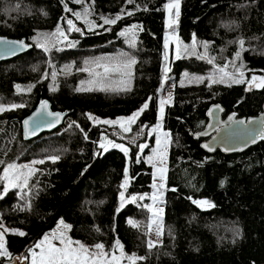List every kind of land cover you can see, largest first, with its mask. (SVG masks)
Here are the masks:
<instances>
[{
	"label": "trees",
	"instance_id": "1",
	"mask_svg": "<svg viewBox=\"0 0 264 264\" xmlns=\"http://www.w3.org/2000/svg\"><path fill=\"white\" fill-rule=\"evenodd\" d=\"M167 2L0 0V36L24 39L32 45L25 55L0 63V105H25L0 113V161H45L38 165L39 171L26 191L9 190L0 198V225L26 233L5 236L10 257L0 259V264L15 256H28L29 249L60 219L71 225L72 239L88 246L103 243L111 250L119 240L126 254L144 257L136 264H264V141L243 154L224 156L219 151L206 154L200 148L203 140L192 137L203 131L206 111L214 104L224 109L225 116L259 115L264 88L252 87L245 92V84L215 83L209 87L206 79L203 83H175L172 103L166 106L162 119L170 136L164 234L160 245L147 246L145 209L139 205V197L150 192L153 172L141 157L139 162L137 159L139 145L154 141L148 130L157 122L158 91L164 78ZM65 5L72 11H66ZM85 7L91 13L89 19L103 27L89 30L76 22L81 32L72 33L69 42L73 46L63 53L53 49L45 52L36 46L37 39H44L38 33H54L58 25L63 28L66 19L75 21L73 13H83ZM121 14L115 25H105L101 19ZM133 25L139 26L134 47L128 43L129 37L120 35ZM174 28L185 45L193 43V36L198 46L207 42V55L215 57L218 65L240 51L245 77L264 76V0H181ZM240 39L245 42L243 51L236 43ZM118 51L136 60L128 91L77 92L75 86L82 73L62 75L61 70L73 64V59ZM207 67L194 56L180 57L169 64V72L177 82L184 71L206 74ZM53 71L61 72L55 81L51 79ZM45 72L47 79L42 78ZM44 99L53 111L67 112V117L57 130L25 142L21 123ZM146 102L148 108L129 133L93 125L88 119V114L100 119L126 117ZM104 137L124 143L129 148L128 158L116 149H100L98 144ZM50 156L60 159L53 163ZM3 167L0 164V173ZM125 168L129 183L123 189ZM121 191L126 198L135 196L137 200L124 201L121 207ZM193 200H206L215 206L201 208ZM129 220L138 227H132Z\"/></svg>",
	"mask_w": 264,
	"mask_h": 264
},
{
	"label": "snow or ice",
	"instance_id": "2",
	"mask_svg": "<svg viewBox=\"0 0 264 264\" xmlns=\"http://www.w3.org/2000/svg\"><path fill=\"white\" fill-rule=\"evenodd\" d=\"M75 3H82L83 0H73ZM129 4H134L135 0H126ZM180 2L181 0H168V3L164 5V8L168 10L169 18L166 21V27L173 28V25L178 22V18L180 15ZM137 9H139V5H137ZM66 11H72L65 5ZM173 10H174V16H173ZM124 10L122 9V14ZM121 15H117L115 18H109L102 16L101 19L103 20V24L105 25H115L118 20L122 18ZM132 12H127V15H132ZM73 15L76 16L77 19L83 20V22L88 26L89 30H91L93 27H103V25H95L92 20L89 19V16L91 15L89 9L85 7L83 13L81 12H74ZM68 24V31H76L81 32V29L79 27H76L72 20H67ZM139 26L133 25L131 29L125 30L120 33L121 36L130 37L132 41V46L134 47V37H135V29H137ZM37 36H43L44 39L36 40V46L42 48L45 52H48L51 50V48L55 47L56 42L59 41V39L62 37L64 40H67V35L64 32V30L58 25L57 29L54 33L50 34H40L38 33ZM52 37L56 38L55 40L52 39ZM20 48L28 47L24 44L23 41L18 42ZM231 43V42H230ZM236 43L239 44L241 51L244 49V40L240 39ZM69 46H73L72 44H69ZM169 46L168 40H165L164 47L167 50ZM202 47L204 48V54L199 55L198 58L205 59L207 58V62L209 64H214L215 57H208L207 56V49L209 48V44L207 42L203 43ZM196 49V40L195 36H193V44L191 46L184 45L181 41H179L177 37V43H176V58L179 59L182 54H187L189 52L195 53ZM165 60H167V52L165 53ZM241 58V52L238 51L235 54V58L232 60L227 61L222 66L216 65V71L208 76L207 78L202 76L193 77L192 79L196 80L197 82L203 83L205 79L208 80V86L211 87L212 84L215 83H225L230 81L231 83L235 84H241V83H247L249 85L248 90H251L252 87L256 88H264V76L256 77L252 76L251 79L246 80L244 69V64L240 63L237 64V61ZM86 64L89 62H85ZM95 65V68H83L81 71L89 72L91 76L94 77L92 81H89L90 84L93 85H99L100 91L108 90L105 87L106 82L110 81L111 78L114 75L120 76L122 79L120 83L124 84L125 87H123L120 90L128 91L130 90L129 87H127V84L131 78V68L132 65L136 63V60L127 54H121L120 57H108V58H100L98 60H95L92 62ZM231 67V71H229V68ZM68 68V66H65V69H62L61 71H65ZM96 69H102V71H97ZM165 73H167L168 68L165 67L164 69ZM48 73L45 72L43 79L48 78ZM187 75V74H186ZM57 76V73L53 71L51 73L52 80L55 81ZM127 78V79H123ZM83 83V82H82ZM231 83L229 86H231ZM31 87H34V85L30 86L27 90L30 91ZM19 89V86H17ZM94 90L92 87L88 88H78L77 91H92ZM171 102V96H169L167 99H161L160 100V107H159V113L161 120L164 117L165 112V105ZM23 104H13L10 106L9 109H6L4 106L0 105V112H3L5 110H11L19 107H24ZM148 103L146 102L138 111L134 112L132 115L128 116L127 118L121 117L116 120H100L97 117L92 116L91 114H88V119L93 120L94 123L97 124H105V125H118L119 128L123 133H129L131 132V125L135 124L137 119L140 117V115L148 108ZM48 105L47 102L41 103V110L38 111L35 116L36 117H42L43 115L54 117L55 119L49 122L46 126L47 127H54L56 123H58L61 119L60 113H52V112H45L44 110L47 109ZM233 117H229V121H232ZM238 124L243 125L245 121L241 120L237 122ZM249 124L253 123V121H249ZM75 124V122H73ZM25 125V136L28 135H35L37 131L40 130L41 124L37 120H26L24 121ZM31 125V126H30ZM261 130L259 132H256L255 135L251 136V143H255L257 138L264 140V121H261ZM72 125H70L71 127ZM76 127H79V125H76ZM160 125L157 124L156 128L153 129V131H157L159 129ZM83 131V130H82ZM168 133H165V144H164V152L160 151L161 148V140L158 137L157 138V148L153 149V156H149L147 158V161L152 164V167L155 169V172L153 173V180L154 183L152 187L159 192L160 189L164 188V184L161 183L157 185L155 183L157 179L156 173H159V179L161 181L165 180V174L167 172L166 167H158L156 163H154V158L156 156L159 157V163L163 164L165 160V153L167 148V143L170 141L167 140ZM201 135H207V133H201ZM251 135V133H249ZM85 139H87V134L85 133ZM134 142V139H133ZM99 148L102 149L104 152H107L109 148H117L120 151H122L125 156L128 155L129 148L126 147L123 144L115 143L112 140L107 139V137L102 138V140L99 142ZM146 144L139 145V148L141 152H143V149L146 148ZM205 148H208L209 151H212L213 149L205 144ZM49 160H51L53 163L57 162L60 157L59 156H50L48 157ZM137 162H139V157L137 159ZM45 161L43 159L41 160H33L31 162L32 165L37 164H43ZM0 164H3V172L0 174V184L3 185L2 193H0V198H2L3 194H6L10 188H17V189H27L29 188V181L32 176L36 174L38 169L31 167L30 165L23 164L18 165L15 162L7 163L5 164L4 161H0ZM129 183V176H128V169L125 168L124 171V183L121 185V188L126 189ZM223 183V182H222ZM121 198V207H123L125 193L124 191H121L120 193ZM139 199H144L143 196L139 197ZM137 200V197L133 196L131 197V202H135ZM152 200L156 202L159 200L158 195H153ZM197 206H207V207H214V204H211L209 201L206 200H193L192 201ZM145 207L148 208L150 212H152L151 222L148 225L149 230L152 229V226L155 225L156 227V235L158 237L157 241L149 240L147 242V246L149 249H152L153 247L157 246L159 243V237L163 233L162 229V214H163V208H154L152 205H145ZM119 211V209H117ZM129 223L132 225V227H138L137 223L129 220ZM0 227H3L0 225ZM71 229V225L66 224L63 220L60 221V224L58 226V229L56 231H53L50 234H46L43 239H41L38 243L35 244L34 248L29 249L30 254V264H122L123 261L127 260L129 264H136L138 260H143L144 257H137L135 254L127 255L124 252L123 245L120 243L119 240H116L113 244L112 250H106L103 243H97L91 247L86 246L85 244L81 243L80 241H73L71 237L67 235V231ZM99 229H97L98 231ZM5 231H14L16 230H8L5 229ZM16 234L20 236L26 235V233L22 231L16 232ZM36 249H39V251H36ZM116 250H119V254H116ZM0 257H10V253L8 252L6 246H5V240H4V233L0 232ZM19 259V258H18ZM23 259L27 260L29 259V256L23 257Z\"/></svg>",
	"mask_w": 264,
	"mask_h": 264
},
{
	"label": "rangeland",
	"instance_id": "3",
	"mask_svg": "<svg viewBox=\"0 0 264 264\" xmlns=\"http://www.w3.org/2000/svg\"><path fill=\"white\" fill-rule=\"evenodd\" d=\"M168 3V2H167ZM173 16H174V10H173ZM168 18H169V13H168V10H166L165 9V28H166V32H165V36H164V43H165V40L167 39L168 40V43H169V46H168V49L166 50L165 49V51H164V56H163V59H164V61H165V67H167L168 68V71H167V73H165V71H164V78H163V81H162V83H161V86H160V89H159V91H158V113H157V122H156V124L155 125H153V126H151L150 128H149V132H148V134H149V137H152L153 136V138H154V141L152 142V143H145L146 145H147V147L146 148H144L143 149V152H141V150H140V148H139V152H138V157H141L142 158V160L148 165V166H150L151 167V169H152V172L154 173L155 172V169L152 167V164H150L148 161H147V158L149 157V156H153L154 155V153H153V149H155V148H157V138L159 137L160 138V140H161V148H160V151L161 152H164L165 151V149H164V144H165V136H164V134L165 133H168L167 131H165L164 129H163V127H162V120H161V118H160V113H159V107H160V100L161 99H167L169 96H171V102L170 103H168V104H166L165 105V108H166V106H169L171 103H172V92H173V89H174V86H175V83L177 84V85H184V84H186V82L187 83H199V82H197L196 80H194V79H192L193 77H197V76H202V77H205V78H207L208 76H210V75H212L215 71H216V65H218L216 62H214V64H209L208 62H207V58H205V59H200V58H198L199 57V55H201V54H204V48L202 47V46H198L197 44H196V49H195V53H192V52H189V53H187V54H182L181 55V57H192V56H194V57H196L197 59H199V60H202V61H204L207 65H208V67H207V73L206 74H199V75H197V74H188L186 71H184L180 76H179V78H178V81L176 82L175 81V77L173 76V75H171L170 74V69H169V64L172 62V61H174V60H176L177 58H176V43H177V35H176V31H175V26H176V24H174L173 25V28H168V27H166V21L168 20ZM75 21V24H76V22L77 23H80V24H85L84 22H83V20H80V19H74ZM86 25V24H85ZM76 27H79L80 28V26L79 25H75ZM68 24H67V22H64V26H63V30H64V32L66 33V35H67V40H64L62 37L59 39L60 41H58V42H56V45H58V47H56V49L53 47V48H51V50L53 49V50H57V52H60L61 51V53H63L64 52V50H66V49H68V46H69V44H71V42H69L70 41V37L72 36V33L74 32V33H77L76 31H71V32H69L68 31ZM52 39H56V38H54V37H52ZM180 41V40H179ZM132 41H131V39H130V37H129V39H128V43H131ZM63 44H65V45H63ZM184 44V43H183ZM193 44V43H192ZM192 44H190L189 46H191ZM60 45V46H59ZM185 45V44H184ZM40 48V47H39ZM65 48V49H64ZM165 48V47H164ZM40 49H42V48H40ZM43 50V49H42ZM167 52V60H165V53ZM55 54L56 55V53L53 51L52 52V54ZM121 54H125V51H118V52H116L115 54H113V55H106V56H100V57H98V58H90V57H87V58H85V59H79V57L78 58H76V59H73V64H68V68L65 70V71H61V72H63L62 73V75H68V73H70V72H75V74H78V73H82L81 74V77H80V79H79V81L77 82V84H76V86H75V90L77 91V89L78 88H88V87H92L94 90H92V91H100V90H98L99 89V85H93V84H90L89 83V81H92L93 79H94V77L93 76H91L90 74H89V72H86V71H81V69H83V68H86V67H88V68H95V65L92 63L93 61H95V60H98V59H100V58H108V57H113V58H115V57H120L121 56ZM60 55V54H59ZM128 56H130L129 54H127ZM57 56V55H56ZM208 56V55H207ZM131 57V56H130ZM209 57V56H208ZM235 58V56L233 57V59ZM78 60H80L79 62H78ZM77 61V62H76ZM89 62V63H85V62ZM224 63H226V61L224 62ZM223 63V64H224ZM240 63H242L241 62V58H240V60H238L237 61V64H240ZM222 64V65H223ZM222 65H220V66H222ZM64 69H65V67H64ZM165 69V68H164ZM97 71H102V69H96ZM229 71H231V67L229 68ZM244 71V70H243ZM61 72H56L57 74H59V73H61ZM78 72V73H77ZM245 72V71H244ZM131 73H132V68H131ZM187 74V75H186ZM131 78H132V74H131ZM131 78H130V80H129V82H128V84H127V87H129V88H131ZM51 79H52V77H51ZM121 77L120 76H118V75H114L112 78H111V80L110 81H108V82H106V84H105V87L108 89V90H105V91H112V90H120V89H122L123 87H125V85L124 84H122V83H120V81H121ZM123 79H127V78H123ZM207 80V79H206ZM246 80H248V78L246 77ZM53 81V80H52ZM83 82V83H82ZM231 82L230 81H228V82H225V83H221V84H223V85H229ZM232 84V83H231ZM241 84H245V85H247V86H249L247 83H241ZM77 92H87V91H77ZM6 109H9L10 108V106L11 105H3ZM1 113V112H0ZM133 114V113H132ZM131 114V115H132ZM130 116V115H129ZM128 116H126V117H124V118H127ZM118 118H121V117H118ZM118 118H114V119H107V120H116V119H118ZM100 119V118H99ZM100 120H105V119H100ZM91 123L93 124V125H102V126H106V127H109V128H113V127H115V128H117V129H119L120 131H121V129L119 128V126L118 125H105V124H97V123H94V121L93 120H91ZM157 124H159L160 125V127H159V129H157V131H153V129L154 128H156V126H157ZM169 134V133H168ZM167 140L169 141L170 140V136L168 135V137H167ZM116 143V142H115ZM118 144H123V145H125L124 143H118ZM99 145V144H98ZM126 146V145H125ZM127 147V146H126ZM168 147H169V143H167V148H166V153H165V160H164V163L163 164H160L159 163V157L158 156H156L155 158H154V163H156L157 164V166L158 167H166V162H167V156H168ZM110 149H116V150H118V151H120L119 149H117V148H109V150ZM122 152V151H121ZM123 153V152H122ZM127 158H128V155H127ZM33 160H40V159H38V158H32V159H30V160H24V161H21V162H15L16 164H18V165H23V164H27V165H30L31 167H34V168H38V165L39 164H37V165H32L31 164V162L33 161ZM167 168V167H166ZM2 172H3V168L1 169V173L0 174H2ZM156 175H157V179H156V181H155V183L157 184V185H159V184H161V183H163L164 185H165V180L164 181H161L160 179H159V173H156ZM165 176H166V174H165ZM33 177V176H32ZM31 177V178H32ZM31 180V179H30ZM153 183H154V180H153ZM153 185V184H152ZM0 190H1V193H2V190H3V185L2 184H0ZM9 190H13V191H17V192H21V191H26L27 189H23V190H21V189H17V188H10ZM164 191H165V186H164V188H162V189H160L159 190V192H157V190L156 189H154L153 187L151 188V190H150V192L148 193V194H145V195H143V197H144V199H139V205H141L144 209H145V216H146V220H145V224H146V227H147V242L149 241V240H152V241H157L158 240V237H157V235H156V227H155V225H153L152 226V229L151 230H149V228H148V225H149V223L151 222V217H152V212H150L149 210H148V208L147 207H145V205H152L154 208H163V213H164ZM158 195L159 196V200H157L156 202H154L153 200H152V196L153 195ZM4 195V194H3ZM2 195V196H3ZM124 201H126V202H131V198H124ZM201 207V206H200ZM206 206H202L201 208H205ZM60 221H61V219L60 220H58L57 221V223H56V225L54 226V228L53 229H51V230H49L47 233H45L43 236H42V238L41 239H43V237L46 235V234H50V233H52L53 231H56L57 229H58V226H59V224H60ZM3 227H0V232H3L4 233V239H5V236L7 235V234H9V233H15L16 234V232H18V231H22V230H19V229H12V228H7V227H5L4 225H2ZM5 229H8V230H16V232H14V231H5ZM162 229H163V233H162V235L159 237V243L157 244V246L158 245H160L161 244V241H162V238H163V234H164V227H163V214H162ZM23 232V231H22ZM67 235L70 237V235H69V230L67 231ZM40 239V240H41ZM72 239V238H71ZM40 240H38L37 241V243L40 241ZM73 241H77V240H74V239H72ZM82 243V242H81ZM84 244V243H83ZM86 245V244H85ZM35 246V245H34ZM34 246L32 247V248H34ZM86 246H88V245H86ZM89 247H91V246H89ZM112 250V249H111ZM111 250H109V251H111ZM36 251H39V249H36ZM125 252V251H124ZM116 254L118 255L119 254V250H116ZM127 255H129V254H127ZM28 256H29V259H28V264H30V254H29V251H28ZM6 259V257H0V259ZM122 264H129V262L127 261V260H125V261H123L122 262Z\"/></svg>",
	"mask_w": 264,
	"mask_h": 264
},
{
	"label": "water",
	"instance_id": "4",
	"mask_svg": "<svg viewBox=\"0 0 264 264\" xmlns=\"http://www.w3.org/2000/svg\"><path fill=\"white\" fill-rule=\"evenodd\" d=\"M69 19H66V22ZM72 20V19H70ZM73 21V20H72ZM74 25L75 22L73 21ZM23 41L28 47L20 48L19 43ZM32 50V45L27 43L24 39L16 40L7 37L0 36V63L11 61L15 58L25 55ZM249 86L245 87V92H249ZM47 102V109L45 112L60 113L61 119L54 127H47L46 125L54 120V117L43 115L42 117H36L35 114L41 110V103ZM224 109L219 104L211 105L206 111L207 124L202 132L193 135L195 140H203L200 144V148L208 155H213L219 151L224 156L239 155L247 152L249 149L255 147L261 140L257 138L255 143H251V136L261 130V121H264V103L261 107V113L257 116L248 118H238L235 114L224 115ZM232 116L233 120L229 121V117ZM67 117V112L53 111L51 104L47 99L40 101L34 110L23 119L21 123L22 139L25 142H30L40 137L44 133H50L57 130ZM26 120H37L40 122V130L35 135L25 136ZM245 121L243 125L238 124V121ZM249 121L253 123L249 124ZM31 126V125H30ZM201 133H207V135H201ZM251 133V135H249ZM209 145L213 150L209 151L204 145ZM24 255L15 256L8 260L3 261L1 264H28V259H23ZM19 258V259H18Z\"/></svg>",
	"mask_w": 264,
	"mask_h": 264
}]
</instances>
